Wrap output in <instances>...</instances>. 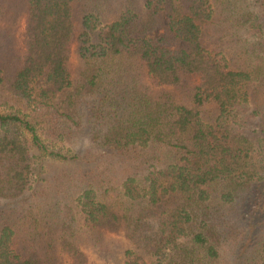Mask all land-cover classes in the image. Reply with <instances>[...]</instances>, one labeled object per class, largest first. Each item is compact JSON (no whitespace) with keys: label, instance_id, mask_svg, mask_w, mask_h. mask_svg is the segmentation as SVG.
Masks as SVG:
<instances>
[{"label":"trees","instance_id":"1","mask_svg":"<svg viewBox=\"0 0 264 264\" xmlns=\"http://www.w3.org/2000/svg\"><path fill=\"white\" fill-rule=\"evenodd\" d=\"M7 7L26 18L22 55L0 27V264H84L111 233L123 264H264V0Z\"/></svg>","mask_w":264,"mask_h":264},{"label":"rangeland","instance_id":"2","mask_svg":"<svg viewBox=\"0 0 264 264\" xmlns=\"http://www.w3.org/2000/svg\"><path fill=\"white\" fill-rule=\"evenodd\" d=\"M26 13L24 10L12 11L7 7L6 14L0 19V27L7 28L10 38L11 45L15 53L22 55L23 44H24V26H25ZM78 24V23H77ZM160 30H156L150 34V36H156ZM180 46V45H179ZM76 47V42L72 45V55L70 60V69L72 75L75 77L80 69L81 61L77 54L74 52ZM145 83H148L145 78ZM36 89L46 88L48 85L44 79L36 80L33 83ZM158 89V88H155ZM6 97L0 91V112L9 111L8 105L5 103ZM248 109V108H247ZM210 111V107L206 108L205 111ZM247 131L251 132L257 129V120L251 118L247 122ZM87 126H83L80 130L79 137L77 139V147L79 149L86 148L87 137H86ZM106 241L108 242V251L104 254L103 251L99 252L97 247L86 244L82 246V249L86 255V261L84 264H123L124 251L129 248V243L123 237L122 234L111 233L106 236ZM236 248L233 243H228L221 251V259L223 262L231 260L236 255ZM102 254V255H101ZM60 262V261H59ZM61 264H67L66 261L62 260Z\"/></svg>","mask_w":264,"mask_h":264}]
</instances>
